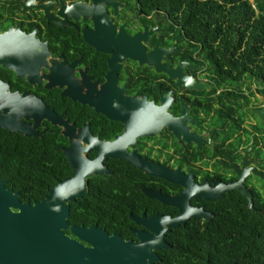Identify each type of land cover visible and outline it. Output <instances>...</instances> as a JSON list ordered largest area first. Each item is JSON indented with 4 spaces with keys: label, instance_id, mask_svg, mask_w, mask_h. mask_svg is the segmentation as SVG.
<instances>
[{
    "label": "flooded vegetation",
    "instance_id": "1",
    "mask_svg": "<svg viewBox=\"0 0 264 264\" xmlns=\"http://www.w3.org/2000/svg\"><path fill=\"white\" fill-rule=\"evenodd\" d=\"M160 5L0 0V143L54 158L56 185L71 158L103 169L88 193L122 227L99 228L135 243L166 230L155 264H202L199 239L264 222V80L223 71Z\"/></svg>",
    "mask_w": 264,
    "mask_h": 264
},
{
    "label": "trees",
    "instance_id": "2",
    "mask_svg": "<svg viewBox=\"0 0 264 264\" xmlns=\"http://www.w3.org/2000/svg\"><path fill=\"white\" fill-rule=\"evenodd\" d=\"M165 9L182 10L183 24L190 40L206 46L208 57L222 63L223 71L252 72L264 80V0H160ZM221 58V59H220ZM24 145L0 143V180L20 194V201L40 202L56 185L58 169L54 158L32 157ZM65 165L63 177L68 174ZM60 178V177H58ZM103 193V192H101ZM90 191L71 204L69 224L97 225L109 233L119 231L121 223L103 220V206L110 204L104 194ZM223 225L219 224V227ZM235 235L216 233L197 241L193 247L208 250L204 263L264 264V222L231 224ZM69 233V232H67ZM179 248L187 249L186 235ZM187 251V250H186ZM180 264H189L187 252L176 256ZM190 259V260H189Z\"/></svg>",
    "mask_w": 264,
    "mask_h": 264
},
{
    "label": "water",
    "instance_id": "3",
    "mask_svg": "<svg viewBox=\"0 0 264 264\" xmlns=\"http://www.w3.org/2000/svg\"><path fill=\"white\" fill-rule=\"evenodd\" d=\"M69 163L72 178L59 182L34 204L21 202L20 194L0 180V264H155L159 260L155 250L169 248L163 240L166 230L153 229L157 236L137 235L141 241L135 243L98 226L69 224L71 204L88 194L86 179L105 172L82 158ZM181 223L174 220L168 225Z\"/></svg>",
    "mask_w": 264,
    "mask_h": 264
}]
</instances>
